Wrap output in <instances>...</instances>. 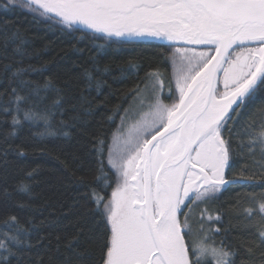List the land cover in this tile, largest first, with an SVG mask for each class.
I'll list each match as a JSON object with an SVG mask.
<instances>
[{
    "label": "snow or ice",
    "instance_id": "obj_1",
    "mask_svg": "<svg viewBox=\"0 0 264 264\" xmlns=\"http://www.w3.org/2000/svg\"><path fill=\"white\" fill-rule=\"evenodd\" d=\"M17 5L55 24L74 31L86 28L104 39L166 40L175 47L173 66L177 56L186 62V70L175 77V92L168 85V97L178 95V99L166 103L164 74L149 72L145 89L137 86L135 91L141 104L149 98L141 94L150 92V111L144 114L150 118L133 125L122 144L113 134L118 146H109L107 166L115 173L116 186L107 199L93 187L90 202L95 207L86 208L80 216L84 220L91 213L106 221L95 264H235L238 250L223 240L217 244L220 229H205L204 220H221L219 212L213 216L207 204L218 199L227 185L238 182L227 178L232 163L223 135L231 134L228 121L236 119L229 112L232 105H245L254 99L257 87L264 86V0H7L6 6ZM0 35L4 52L11 51L15 58L0 71V123L10 125L0 142L7 143L26 123L30 129L41 128L34 133L38 136L57 132L69 136L67 129L79 119L78 115L64 119L70 98L50 77L43 83L31 79L38 69L25 65V59H31L29 41L18 32ZM193 45L205 50L197 51ZM219 71L224 73L225 92L218 100L214 78ZM85 74L91 80L92 74ZM50 95L54 98L49 102ZM70 110L75 112L76 105ZM95 143L94 181H103L108 188L112 181L104 163L105 141L97 138ZM250 143L264 146V125L251 134ZM249 179L242 170L239 180ZM18 190L30 194L31 187L21 182ZM201 204L205 207L200 228L194 233L191 219ZM258 210L264 224V197ZM245 213L249 219L255 214L251 208ZM34 235L15 215L0 223V264H13L14 259L20 264L25 258L27 264H45V253L33 251L40 243L39 239L32 243ZM79 235L77 231L68 241L62 258L48 254V260L86 264L85 253L78 250ZM254 245L262 249L259 260L247 264H264V226ZM246 250L254 255L253 247Z\"/></svg>",
    "mask_w": 264,
    "mask_h": 264
},
{
    "label": "trees",
    "instance_id": "obj_2",
    "mask_svg": "<svg viewBox=\"0 0 264 264\" xmlns=\"http://www.w3.org/2000/svg\"><path fill=\"white\" fill-rule=\"evenodd\" d=\"M6 4L7 0H0V34L18 32L29 41L31 59L26 58L25 65L31 63L38 69L31 73V79L43 83L45 78H52L70 98L64 119L70 120L74 115L79 119L75 127L67 129L69 136L59 132L55 136H38L34 133L41 128L30 129L26 123L7 143L0 142V223L15 215L23 227L30 228L35 234L32 243L36 245L37 239L40 240L33 251L45 253V264H54L48 260V254L62 258L68 241L80 231L78 250L85 253L86 264H95L101 254L99 236L106 221L91 213L84 220L80 216L86 208L95 207L90 202L93 187L106 199L111 195L116 179L107 166V151L137 86L140 88L147 82L149 72L159 70L164 74V87L168 89L169 84L172 87L171 52L175 47L160 39H104L92 31H74L55 24L23 6ZM14 59L11 51L4 52L3 35H0V71ZM86 72L92 74L91 80ZM219 81L218 78L217 84ZM53 98L50 95L49 102ZM72 104L76 105L75 112L70 110ZM234 109L237 111L230 114L236 119L228 121L231 134L225 131L223 138L229 142L232 163L227 178L238 182L227 185L217 194L218 199L207 204L213 216L219 212L221 220L205 218L204 228L220 229L215 236L217 244L223 240L237 249L235 264H247L258 261L262 250L255 248L254 241L264 226L258 210L264 197V146L252 144L250 139L264 125V86L257 87L253 100ZM9 131V123H0V141ZM97 138L105 141L104 163L112 181L108 188H104L103 181H94L98 167ZM242 170L251 179L239 180ZM29 172H33L31 177L27 175ZM21 182L30 185V194L18 190ZM21 203L25 207H19ZM204 207L201 204L192 216L194 233L200 228ZM249 208L255 213L251 219L245 213ZM180 220H184L183 215ZM185 239L190 242L191 238ZM248 247L254 248V255H249ZM20 264H27V258Z\"/></svg>",
    "mask_w": 264,
    "mask_h": 264
},
{
    "label": "rangeland",
    "instance_id": "obj_3",
    "mask_svg": "<svg viewBox=\"0 0 264 264\" xmlns=\"http://www.w3.org/2000/svg\"><path fill=\"white\" fill-rule=\"evenodd\" d=\"M196 50L197 51H201V50H204V49H196ZM174 52H175V49L173 48L172 52H171V57H172V54ZM233 59H234V57H233ZM171 65H172V89H173V92H175V77L181 71L186 70L187 66H186V62H182L179 56H177V58H176V65L173 66L172 61H171ZM224 67H228V65L225 64ZM219 79H220V81L218 82V84H216V88L218 89V91H217V99L218 100L221 98V94H223L225 92V88H224V73H223V71L220 72ZM145 84H143L140 87L141 90L145 89ZM141 95L149 97V98H145L144 99V103L141 104L140 103V98L141 97L138 96V94L136 92L134 94V96L132 97L130 105L126 109L127 111L122 116L123 119L121 117V119H120V121L118 123V126L116 127V129L113 132V134L114 133L118 134L117 135V140L120 142V144H122V141L127 138L128 132L132 128L133 125H136L137 122L141 121L142 119L150 118V117H145V115H144L145 113H148L150 111V108H149L150 92L142 93ZM163 95L165 97H167V99H165V102L169 103V104H171L173 102V99H178V95H176L175 97H168V89H166L165 87L163 88ZM113 134L111 136V141H110V145L109 146L117 147L118 145L116 143H114V141H113ZM107 155H108V151H107ZM106 160H107V157H106ZM114 175H115V173H114ZM115 179H116V176H115ZM115 186H116V181H115L114 188H115ZM110 197H111V195H110Z\"/></svg>",
    "mask_w": 264,
    "mask_h": 264
},
{
    "label": "water",
    "instance_id": "obj_4",
    "mask_svg": "<svg viewBox=\"0 0 264 264\" xmlns=\"http://www.w3.org/2000/svg\"><path fill=\"white\" fill-rule=\"evenodd\" d=\"M82 29L87 30V31H91V30L86 29V28H82ZM114 38H115V37H114ZM142 39H144V40H155L156 38L143 37ZM160 40H162V39H160ZM165 41H166V40H165ZM170 43H171V42H170ZM177 46H180V45H177ZM191 47H193V48H202L201 46H196V45H193V46H191ZM212 54L214 55V51H213ZM220 72H221V71L217 72V73H216V76H215V78H214V84H215V86H216V84H217L216 82H217V80H218V78H219ZM236 106H237L236 104H233V105H232V109H234ZM232 109H229V112H230V113L232 112ZM149 139H151V136L149 137Z\"/></svg>",
    "mask_w": 264,
    "mask_h": 264
}]
</instances>
